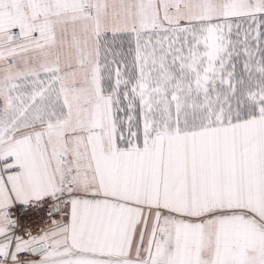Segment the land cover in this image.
Returning <instances> with one entry per match:
<instances>
[{"label":"snow or ice","instance_id":"obj_1","mask_svg":"<svg viewBox=\"0 0 264 264\" xmlns=\"http://www.w3.org/2000/svg\"><path fill=\"white\" fill-rule=\"evenodd\" d=\"M0 264H264V0H0Z\"/></svg>","mask_w":264,"mask_h":264}]
</instances>
